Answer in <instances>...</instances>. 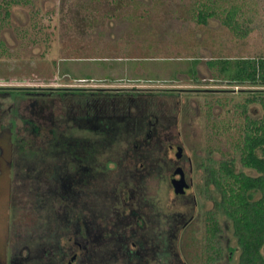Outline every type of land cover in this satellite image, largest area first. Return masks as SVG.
<instances>
[{"label": "rangeland", "instance_id": "obj_1", "mask_svg": "<svg viewBox=\"0 0 264 264\" xmlns=\"http://www.w3.org/2000/svg\"><path fill=\"white\" fill-rule=\"evenodd\" d=\"M260 5L0 0V264H209L220 195L207 167L251 173L242 106L258 87L208 62L264 57ZM180 167L189 188L178 195ZM217 217L225 252L211 255L236 264L232 225Z\"/></svg>", "mask_w": 264, "mask_h": 264}, {"label": "trees", "instance_id": "obj_2", "mask_svg": "<svg viewBox=\"0 0 264 264\" xmlns=\"http://www.w3.org/2000/svg\"><path fill=\"white\" fill-rule=\"evenodd\" d=\"M259 2L264 11V0ZM235 15V11L230 12L226 25L232 27ZM198 17L203 23L208 19L203 13ZM260 29L264 40V20ZM208 65L210 69L219 67L223 81L232 85L258 87L245 90L246 100L242 106L245 125L240 163L251 173L236 171L234 161L220 162L217 169L207 167L208 183L220 195L215 209L208 213L209 264L219 261L211 254L221 257L225 252L220 239L223 228L217 217L220 213L231 223L237 240L239 258L236 264H264V57L211 60ZM190 70L188 73H195L194 68ZM257 105L259 109L252 108ZM116 238L122 250L128 251L131 239L126 237L125 232ZM228 250L234 251L229 247ZM170 255L169 250H163L160 258L167 261Z\"/></svg>", "mask_w": 264, "mask_h": 264}, {"label": "water", "instance_id": "obj_3", "mask_svg": "<svg viewBox=\"0 0 264 264\" xmlns=\"http://www.w3.org/2000/svg\"><path fill=\"white\" fill-rule=\"evenodd\" d=\"M183 155L182 148L178 149L177 157L181 158ZM175 175H180V179L173 178L172 179V185L174 187V191L176 194H184L186 192V189L189 188V185L186 182V179L184 177V171L182 168H178L175 172ZM71 264V263H70Z\"/></svg>", "mask_w": 264, "mask_h": 264}, {"label": "flooded vegetation", "instance_id": "obj_4", "mask_svg": "<svg viewBox=\"0 0 264 264\" xmlns=\"http://www.w3.org/2000/svg\"><path fill=\"white\" fill-rule=\"evenodd\" d=\"M150 120L148 121V123H150V125L152 126V127H154V123L153 122H150L151 121V117L149 118ZM156 121L158 122V119H156ZM149 125V127H151ZM156 126V125H155ZM149 127H148V132H147V134H146V139H147V141H146V143H148L149 142V140H151V139H153V136H155V134H154V131H153V129L151 128V130L149 129ZM150 131V132H149ZM151 133H152V135H151ZM154 139H155V137H154ZM171 148H173V146H171ZM179 148H181V147H177V149H179ZM181 168V167H180ZM183 170H184V168H183ZM184 177H185V179H186V171L184 170ZM173 178H177V179H180L181 178V176L180 175H175V177H173ZM186 181H187V179H186ZM188 190V189H187ZM85 224H86V229H85V235L87 236V239H88V241L86 242L87 243V247L89 246V244L91 243V240L93 241L94 240V238H93V236H94V231L91 229V225L89 224V222H86V220H85V222H84ZM88 223V224H87ZM100 235V234H99ZM100 237H102V234L100 235Z\"/></svg>", "mask_w": 264, "mask_h": 264}]
</instances>
